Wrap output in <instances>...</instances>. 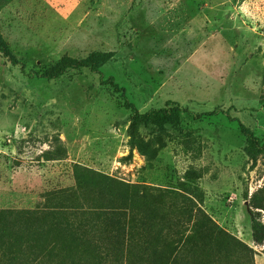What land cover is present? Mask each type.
<instances>
[{
    "label": "rangeland",
    "instance_id": "obj_1",
    "mask_svg": "<svg viewBox=\"0 0 264 264\" xmlns=\"http://www.w3.org/2000/svg\"><path fill=\"white\" fill-rule=\"evenodd\" d=\"M0 36V264H125L128 219L130 264H238L222 231L264 254V0H0ZM125 101L215 114L129 138Z\"/></svg>",
    "mask_w": 264,
    "mask_h": 264
},
{
    "label": "trees",
    "instance_id": "obj_2",
    "mask_svg": "<svg viewBox=\"0 0 264 264\" xmlns=\"http://www.w3.org/2000/svg\"><path fill=\"white\" fill-rule=\"evenodd\" d=\"M0 55L5 57L11 64H16L17 61L10 55V52L0 36ZM108 59L106 53L101 52H92L86 58L82 60H77L68 56L61 57L57 62L43 70L41 73L37 74L38 78H48L52 79L60 75L64 70L68 68H81L85 67L91 71L98 72V67L105 63ZM22 69V66L20 65ZM264 75V68H263ZM108 82L112 83V77L106 79ZM113 86L117 87L115 83H112ZM122 91V89H120ZM166 105L171 104V102L166 101ZM124 105L130 110V118L127 126V133L129 138H132L137 131V127L141 122H146L148 120L154 119L158 120L161 118H170L172 116L178 115L179 112L185 113L187 116L192 118H199L203 116H209L215 114L214 111L200 112L191 115L187 109L179 108L177 105L171 107H161L158 109L149 108L144 111L137 110L131 103L125 101ZM237 123V128L240 133L245 138V153L249 159L255 161L256 148L258 146V138L252 133V131L235 119ZM245 196V195H244ZM244 201L246 198L244 197ZM47 208H62L61 205H47L43 206ZM264 213V204L255 205L252 208L246 207V212L249 219V230H250V239L253 245H262L264 244V219L260 218V212ZM39 245V244H36ZM131 220L128 219L127 225V239H126V253H125V264H130L131 256ZM222 246L224 251L236 258L238 264H254L253 255L255 254L253 248L236 236L230 234L229 232L222 231ZM43 250L45 252L51 251V245H44ZM36 264H43L40 261H37ZM46 264H57L56 260H52ZM59 264H64L63 262Z\"/></svg>",
    "mask_w": 264,
    "mask_h": 264
},
{
    "label": "crops",
    "instance_id": "obj_3",
    "mask_svg": "<svg viewBox=\"0 0 264 264\" xmlns=\"http://www.w3.org/2000/svg\"><path fill=\"white\" fill-rule=\"evenodd\" d=\"M254 255H253V263L254 264H264V254H262L261 256H258V257H257V255H255V256Z\"/></svg>",
    "mask_w": 264,
    "mask_h": 264
}]
</instances>
